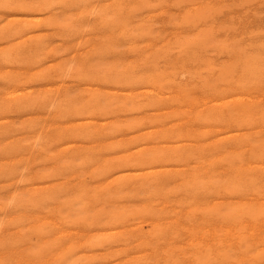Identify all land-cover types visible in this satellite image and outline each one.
Returning a JSON list of instances; mask_svg holds the SVG:
<instances>
[{
	"label": "bare ground",
	"instance_id": "bare-ground-1",
	"mask_svg": "<svg viewBox=\"0 0 264 264\" xmlns=\"http://www.w3.org/2000/svg\"><path fill=\"white\" fill-rule=\"evenodd\" d=\"M62 1L63 0H0V45L2 43H6V45L0 47V70H1V67H4V65L5 66L9 65V66H11L13 68H21V69H23L26 66V67H28L27 69H30V71H23L22 70L21 72H19V70H18L16 73H12V74L10 73V74L4 75V77H3L4 79L3 80L6 82V86L7 87L5 88V90H1L0 89V93L3 92V94L5 95L4 96L5 104H1L0 105V118H4L3 120H8V114L10 116L12 115L8 111H11L12 112L13 109L22 110L18 114H20V113L23 114V112H24V114L31 113V112L32 113H36V112L39 111L38 108L42 109L43 111H46L47 112V116H44V117L41 118L44 123H40V124L38 123V125L36 124V126H38V128H36L34 122L38 121L39 116H35L34 118H31L29 122L23 124V126H22L21 129L25 128L26 131L28 130V131H32V132L35 130V133L37 134V136H39V139H40L39 141L42 142V144L40 145L41 142H38L37 141L39 143V145H40V148H42V150L41 149L40 150L43 151L44 154H46V156L48 158H52L59 167L75 166V165H77V160L81 159L79 161H80V164H81L80 166H82V169L80 170V172H78V174L79 173L84 174L88 178H94V180H95V181H91V182H95L94 186L93 185H90V186L89 185H83V186H81V189L83 190L82 192L89 193V192H91V190H94L95 191V193L93 192L94 195H92V197L94 198V200L97 203L96 202H93L92 205H94V203L98 204V202H100V199H104V197H106V196L107 197H110L112 194L113 195H115V194H118V195L121 194L120 196L122 197V193L123 192H125L127 189H131L136 194L135 195L136 198H138L139 196H137V195L141 194L142 192H144L146 194V197L144 196V198H148V200H151L155 204V206H157L156 215L158 217H165V216H167V217H173V216H176L177 215L176 214L177 211L175 210L173 212L172 209H171L172 206L176 205V206H178V207H180L182 209L183 208L186 209V211H185L186 212L185 213L186 216H188V212L189 211L193 212L194 210H197V211L198 210H202V212L204 213L203 214L204 216L209 217V218H212L213 220H224V221H227V222H229V221H238V220H246V219H254V220L261 219V220H264V185L263 186L262 185L260 186L261 188L259 190L260 191L259 193H255V192H253L254 191L253 185H252V183H250L252 181L254 182V181H257V180L264 181V135L261 132L262 129L261 130L260 129H256L258 126H260L261 128L264 127V100L262 98H260V94L257 93L259 91V89L261 91V88L260 87L262 85L264 86V66H263V68L261 67V69L257 68L258 65L257 64L255 65V62L254 63L252 62V57H254V56L251 57V54L247 51V49L241 48L240 46L237 47V45H236V47H237L236 50H233V52H232V50H229V52L231 51L232 53H230V54L232 56H234L232 59L235 62L234 61L233 62L236 63L238 66H241L240 67L241 68V71H239V74L237 72L235 74L234 72H235L236 67L233 64H229V63L232 62V60H231V62H228L227 64H225L226 62L225 63L223 62L224 65H226V66L222 70H221L222 66L219 67V66L215 65V66H217V67L220 68L219 69V68L216 67L219 71H221V73L218 71L219 74H220L218 76H222L223 79L220 78V77H217V76L216 77L217 78H220V80L222 79L223 81L224 80H227L228 81V84H231V86H229L231 88H228L226 90L224 89V91H223V92H225L224 93L225 95L231 96V97L229 99H224V97H223L219 101H217L215 103H211V102H213L215 100L214 98H209L208 99L206 97L207 99L205 98V99H202V100H200L198 98H195V97L193 98L190 93H183V92H181L185 88L184 89H180V91L178 90L179 92L176 95L174 93L173 95H175L176 97H174V99L172 100L171 95H167L166 92L162 90L163 88L160 90L159 87L157 88L156 86H154V85L151 84L150 75H148L147 73H145V71H147V70H145L142 73L141 72H136V71H134V72L129 71L128 72V70H126V69H121L123 67V65L121 66L120 69H118L119 64L121 65L120 62H119V64H115V66H113V67H109V65L107 66V65L104 64V62H106V61L103 62V60H102V59L106 58L105 56H107V55H105V56H102L101 57V60L99 59L98 61H96L94 59L96 65L95 66H91L92 64L90 66L88 65L90 67V69H89V71H86V72H85V70H84V68L82 66L86 62L85 59H84V63L83 64L81 62H78V65L77 66H73L72 65V67L74 68V70L75 71L77 70V73L78 74H81V75L85 76L86 79L87 78L88 79H92V81L89 80V82H87V83H91V82L93 83V81H98V83H97V85H98L97 86V89H94V87H93V88H91L92 90H90L88 88L89 91H90V93H92V95L89 98L83 100V99H81L83 95H81V98H80V96H78L76 94L77 92L75 94H72L73 91H71V90H73V89H71L70 87H64V88H62V86L59 85L60 83L58 84L56 82L58 79H60V80L61 79H65L64 77H66V72H68L69 74L71 73L72 69L69 68L70 66L68 67V65H71L73 62L71 64H68V65L67 64H64V62H67V61L69 62V60H71V61L74 60L75 62H77L75 60V56L77 57V55H72L73 57H71V59H69V60H68V58H66V59H64V58L63 59H60V57L58 56V53H59L60 48H62V47H60V45H56V44H53L52 43L53 37H52V34L50 32H48V31H46L44 33L43 32H40L41 24H43V23H45V25L48 26L49 29L50 28H52V29L53 28L54 29H59V28H61V26H63L62 25V20L60 19L59 12L57 11L58 4L61 3ZM88 1H90V0H71V2L73 4L78 5L79 8L85 6ZM98 1L99 2L102 1V3H104V8L103 9H102V7L101 8L99 7L100 10H101V16H102V18H101V16H100V18L103 19L104 22H109L111 25L108 24V23L107 24L110 25L111 26V29H112V27L115 25V16L113 15V11H112L113 9H111L110 6L112 5L111 7L113 8V7H115V4L113 6V1L110 2V0H98ZM129 1H131V0H129ZM66 2H67V0H66ZM139 2L140 1H138V3ZM94 3H95V1H94ZM154 3H156V2H154ZM127 4L129 5V3H127ZM140 5H141V2H140ZM158 5H160V4L157 3V6ZM172 5H173V3H172ZM97 6H98V4H97ZM135 6H137V4ZM63 7H65V6H63ZM116 7L119 8L120 6H117V3H116ZM144 7L146 8V6H144ZM176 7H178V6H176ZM180 7H182V6H180ZM207 7H208V5H207ZM77 8L78 7H75L74 9H77ZM84 8H85L84 11H86L85 13L89 12L88 10H86V6ZM84 8H82V9H84ZM118 8H116V9H118ZM136 8H138V7H136ZM145 8L142 11H145L146 10ZM153 8H155V7H153ZM141 9H142V7L140 6L139 7V10H141ZM150 9L151 8L148 9V7H147V10H150ZM178 9L179 8H177V10ZM242 9L243 8H241V10ZM132 10H133V8H132ZM139 10L138 11L136 10V11L137 12H140ZM230 10H229V12H230ZM114 11H116V10L114 9ZM126 12H128V11H126ZM232 12H234V11L232 10L231 13ZM91 13H92V11H90L87 15L89 16ZM95 14H97V13H95ZM134 14H135V12H134ZM187 14L189 15V13H187ZM195 14H197V13L195 12ZM202 14L200 15V18L202 17ZM225 14H226V11H225ZM246 14H247V11H246ZM259 14H262V13H259ZM132 15H133V13H132ZM157 15H160V14H157ZM212 15L214 16V13H212ZM216 15H217V13H216ZM193 16L194 15L192 14V17ZM252 17H255V16H252ZM256 18L257 17H255V20H256ZM73 19L71 21H73ZM236 19H238V18H236ZM150 20L152 21V19H150ZM150 20H148V21L150 22ZM158 20H160V19H158ZM201 20H202V18L200 19V21ZM217 20H219V19H217ZM228 20H229V18H228ZM239 20L241 21V19H239ZM95 21H97V20H95ZM116 21H117V18H116ZM131 21H132V18H131ZM230 21H231V19H230ZM251 21H252V19H251ZM205 22L207 23V21H205ZM238 22L239 21H237V23ZM74 23L73 24L72 23H69V24H72L73 25V27H72L73 29L75 27L74 25H77V23L75 21H74ZM88 23L89 22H87V24ZM198 23L199 24H197V27L201 23H203V20H202L201 23L200 22H198ZM221 23H222V21H221ZM69 24L67 22L66 25L65 24L64 25L65 26L68 25V28L70 30L71 27H70ZM83 24H85V23H83ZM90 24H89V26H90ZM232 24H234V23H232ZM242 24H243V22H242ZM261 24H262V22H261ZM94 25L96 26V24H94ZM227 25H228V23H227ZM231 25H229V26H231ZM85 26H86V24H85ZM86 27H88V26H86ZM234 27H236V25ZM234 27H232V31H233V28ZM65 28L67 29V27H65ZM72 28H71V30H72ZM97 28H98V26H97ZM125 28H126V24H125ZM243 28H245V27L243 26ZM75 29H77V28L75 27ZM107 29L108 30H111L110 28H107ZM114 29L115 28H113L112 30H114ZM136 29H138V27ZM148 29H149V26H148ZM191 29H193V28H191ZM229 29H231V28H229ZM100 30L101 29H99V30L97 29V31H100ZM102 30H104V28ZM79 31L80 30H78V32ZM86 31L88 32V30H86ZM217 31H218V29H217ZM130 32H132V31H130ZM137 32L136 31L134 32V36H133V39L134 40H137V39H135V33H137ZM144 32H146V30ZM171 32H173V31H171ZM219 32H222L223 33V31L222 30L220 31V29H219ZM241 32H242V30H241ZM98 33L101 34V31L98 32ZM124 33H125V31H124ZM124 33H122V34H124ZM146 33H148V32H146ZM60 34H59V36L56 35V37L59 38L61 36ZM88 34H89V32H88ZM131 34H133V32ZM257 34L258 33H256V36H257ZM27 35H28L27 39L30 38V39H32L31 42L32 43H35V45H34L35 47L33 48V50L31 49L32 50L31 52L25 51L22 48V46L24 44L21 46L20 45L21 41H17L18 39L23 38L24 36H27ZM78 35H80V34H78ZM211 35H212V32H211ZM53 36H54V39L61 40V39L55 38V35H53ZM168 36H169V34H168ZM212 36L215 38L214 35H212ZM69 37H70V35L68 36V39H69ZM119 37L121 39V35H119ZM110 38H109V40H110ZM128 38L130 39L131 37L129 36ZM227 38L228 37H226V39ZM247 38H248V35H247ZM249 38H251V37H249ZM62 39L65 40V38H63V37H62ZM74 39L75 38H73L72 40H74ZM102 39H104V38H102ZM127 39L124 36V41L127 40ZM142 39L144 40V38H142ZM148 39H150V38H148ZM156 39H157V37H156ZM226 39H224L225 42H226ZM177 40H179V43L182 45L179 37H178ZM236 40H234V41H236ZM104 41L106 43H109L112 40H110L108 42L107 40L104 39ZM104 41L103 42L101 41L100 43L101 44L102 43L104 44ZM113 41H114V39H113ZM113 41H112V43H113ZM188 41H189V39H188ZM196 41H197V39H196ZM196 41H195V43L197 44L198 42H196ZM85 42H86V38H85ZM92 42L94 43V41H92ZM201 42L202 41L200 40V43H198V44H200V47H201ZM221 42H222V40H221ZM229 42H232V41H229ZM250 42H251V40H250ZM254 42H255V40H254ZM84 43H82V45H84ZM100 43H98V44H100ZM106 43H105V45H106ZM112 43H111L110 46H113ZM188 43H186V44L188 45ZM109 44H107V46ZM116 44H114V45H116ZM171 44H172V42H171ZM174 44H175V42H174ZM183 44H185V43H183ZM224 44H227V43H224ZM252 44H254V43H252ZM89 45H90V42H89ZM119 45H121V44H119ZM119 45H117V46H119ZM216 45H218V46L221 45L220 46V49H222L221 50L222 52L224 51L223 48L224 49L227 48L226 45L223 47L222 46V43L221 44L218 43V44H214V48L215 49L219 48L218 46L216 47ZM229 45H230V43H229ZM263 45H264V43H263ZM101 46H100V48L102 49ZM139 46H141V45H139ZM156 46H158V45H156ZM167 46H169V50L174 47L172 45H167ZM175 46H177V45L175 44ZM202 46L205 47L204 46V43H203ZM233 46L235 47V45H233ZM81 47H84V46H81ZM85 47H88V46H86V43H85ZM104 47L103 48H104L105 51H102V52L103 53L104 52H108V51H106V48L107 47L106 46H104ZM154 47H155V45H154ZM95 48H93V49H95ZM97 48H98L97 51L99 53H102L101 50L99 51V49H100L99 46ZM109 48L111 49V51L114 52V49L115 48H112V47H109ZM109 48H107V50ZM156 48H155V50H157ZM183 48H181V50H183ZM196 48H195V50H196ZM205 48L207 49L208 47H205ZM211 48H213V46ZM214 48H213V51L215 52V49ZM147 49H150V48H147ZM147 49L145 48V50H147ZM229 49H233V48H229ZM262 49H264V46H263ZM174 50H172V52ZM181 50H178V51H181ZM198 50L199 49L197 48V50H196L195 53H198ZM209 50H211V52H212V49L209 48ZM93 51H95V50H93ZM131 51H132V49H131ZM133 51H136V50H133ZM184 51H185V49L183 51H181L182 53L180 52L181 54H183L182 55L183 57L182 56H181L182 58L180 57L181 59H183L188 54L190 55V52H188V53H186L187 55L184 56ZM208 51H207V54H208ZM118 52L119 53H122L120 51H118ZM127 52H128V50H127ZM226 52H228V51H226ZM65 53H69V52H66L65 51ZM91 53L93 55V52L92 51H91ZM97 53H96V55H97ZM137 53H138V51H137ZM169 53H171V50L168 52V55H169ZM180 53H177V54L179 55ZM195 53H192V54H195ZM199 53H201L200 50H199ZM204 53L205 54H203L204 55L203 57L205 58L206 57L205 56L206 55V52L204 51ZM49 54H51V56H52L51 58L49 57L50 56ZM62 54H63V52H62ZM69 54H71V53H69ZM128 54L130 55V53H128ZM135 54H136V52H135ZM151 54H147V56H149ZM215 54H216V56L219 57L220 55L222 56V54H224V53H219L220 55H218L215 52L214 55ZM116 55H118V54H116ZM164 55L166 57V55H167L166 52H165V54L163 53L162 56H164ZM168 55H167V57H168ZM189 55H188V57H189ZM224 55H228L229 56L228 53L227 54L225 53ZM60 56H62V55L60 54ZM63 56H65V55H63ZM108 56H109V54H108ZM194 56H193V58H194ZM200 56H202V55L200 54ZM228 56H226V57H228ZM143 57H141L143 59L139 58L137 60L138 61L139 60H142L143 61L146 58V55L145 56L143 55ZM195 57H197V56H195ZM203 57H202V60L204 62H202V63H205V60L208 57H206L205 60H204ZM154 58L156 59V56ZM168 58H170V57H168ZM175 58H177V55H176ZM180 58H178V59H180ZM132 59L130 61H132ZM210 59L211 58L207 59V61H210V63H212L211 61H213V60H210ZM114 60H116V59H114ZM117 60L119 61V58ZM121 60H122V58H121ZM190 60H192V59H190ZM197 60H199V58ZM197 60L195 59L194 62H196ZM200 60H201V57H200ZM260 60H258V61H260ZM94 61H93V63H94ZM107 61H109V60H107ZM123 61L125 62V60H123ZM142 61H139V62H142ZM154 61H153V63H155L154 66H156L158 64V62H154ZM158 61H159V58H158ZM169 61H170V59H169ZM175 61L177 63V60H175ZM111 62L113 64V60H111ZM124 62H123V64H124ZM180 62L181 63L179 64V66L180 65L182 66L183 63L184 64L185 63H188V60H187V62H182V61H180ZM261 62L262 61H260L259 63H261ZM100 63H102V64H100ZM149 64H150V62H149ZM159 64H161V63H159ZM205 64L206 65L203 64V66L206 68L207 67V62ZM124 65H126V64H124ZM162 65H163V63H162ZM172 65H173V63H172ZM219 65H221V64H219ZM263 65H264V61H263ZM88 66L86 65V68ZM169 66H171V65H168V67ZM208 66L210 67L211 64L208 63ZM215 66H214L213 71L217 70V69H215ZM171 67H173V66H171ZM171 67H169V68H171ZM204 67L201 68V70H200L201 72H202V69ZM209 67H207V68L209 69ZM212 67H211V69H212ZM151 68H153V67H151ZM158 68L159 67H157V70H158ZM205 68H204V70H205ZM181 69H185V68L181 67ZM208 69H207V71H210ZM74 70H73V72H74ZM148 70H150V69H148ZM6 71H8V70H6ZM155 71H154V73H156V74L160 72V71L159 72H157V71L155 72ZM171 71H173V70H171ZM176 71H177L176 73H173L175 75L172 74L173 77L174 76H177V73H179L178 72L179 70H176ZM200 71L197 72V73H200ZM189 72H190V75H191L192 72L189 70L188 71V74H189ZM7 73H9V72H7ZM194 73L195 72H193V75H194ZM212 73L210 74V76L212 75ZM72 74H70L69 76H71ZM208 74L209 73L207 72V75ZM74 75H75V72H74ZM151 75H154V74L151 73ZM200 75L201 74H199V77L198 78H201ZM165 76H164V78H166ZM216 77L214 78L215 80H216ZM84 78H83V80H84ZM164 78L163 79H160V80H164ZM3 80H1V81H3ZM70 80H71V78H70ZM81 80L82 79H79L78 81L80 82ZM202 80L204 81V77L202 78ZM207 80H208V78H206V76H205V81H207ZM211 80L212 79H210V81ZM76 81H77V79H76ZM85 81H87V80H85ZM217 81H219V80H217ZM217 81H215V82H217ZM163 82L164 81H162V83ZM221 82H219V83H221ZM100 83H103V85L104 84L107 85L108 83L109 84L111 83V84H114V85H119V86L125 87L129 91L126 92L123 96L118 95V93H117V96H110V94L108 95L107 92H102V91L100 92V90L98 89V88H100V86H99ZM207 83L208 82H205V84H207ZM223 83H225V82H222V84ZM62 84H64V83H62ZM109 84H108V86H109ZM218 84L216 85V87L213 86V85H211V84L210 85H205V86L206 87L207 86H212L214 88H217ZM114 85H110V86H114ZM162 86H164V85H162ZM176 86H180V85L177 84ZM205 86L202 85L203 88L201 87V90L202 89H205ZM2 87H3V83H2ZM114 87H116V86H114ZM143 87L145 88L144 90H140V91L138 90V89L143 88ZM168 87H169V85H168ZM186 88H190V90H194V88L191 87V86L190 87H186ZM224 88H225V84H224ZM199 89H200V87H199ZM199 89H198V86H197L196 91L199 90ZM137 90L139 91V93L145 94V101L144 102H142L140 99H138V95H137L138 94L137 93L138 91ZM208 90H209V87H208ZM168 91L171 92L170 90H168ZM196 91H192V93L193 92L196 93ZM99 92L101 93V96L100 95L98 96V93ZM184 92H185V90H184ZM83 93H85V92H83ZM199 93H200V90H199ZM260 93L262 94V92H260ZM113 94H115V93H113ZM26 110H28V112L25 113ZM53 112H55L54 117L52 116V113ZM18 114H16V115L18 116ZM21 114H20V116H21ZM13 116H15V115H13ZM9 122L10 121L8 120V124L7 125H4V126L2 125V127H3L4 130H0V134L1 135L4 134V136L5 135L7 136V133H9V131L11 129H13V127L8 128V127H10V126H8L9 125ZM232 124H235V126H237V129L232 130V128H231V125ZM12 125H13V123H12ZM15 126H17V125H15ZM46 126L48 128L52 126V127H54V129L56 128V130L51 131V132L48 131L47 134H46V139H44L42 141L41 140V136L44 134V130H45ZM57 128H59V129H57ZM18 130L19 131H22V133L24 131V130H20V128H18ZM19 131L16 132V134L19 133ZM26 131L24 133H27L28 132V131L27 132ZM124 135H128V136L127 137H122ZM118 136H120V139L118 138ZM77 138L78 139L82 138L83 140L86 139V138L87 139L88 138H90V139L92 138V140H94V141L99 140V139L110 140V141H108L105 144V147L108 150V154L112 153L113 155L112 156L110 155L111 157L106 158L104 161H99L98 159L92 161V158L90 156H88V154L87 155H83V152H81L82 150L79 149V146L76 145V144L70 145L68 148H65V150L69 149L68 151H66L67 153H63V152H65L63 150L64 148L54 149V147H59V145L60 144H63L64 142H67V141H73V142H75V141H77ZM0 139H1V137H0ZM5 139L6 138H4V140ZM87 139L84 140V141H87ZM21 141H23V140H21ZM37 142H36V144H37ZM91 142H93V141H91ZM22 143H24V142H22ZM22 145H23V147H24V145L30 146V143H26V144H22ZM2 147H0L1 151H3L2 150ZM5 147H7L6 144H5ZM10 147H11V145H10ZM12 148H14V152L15 153L20 150L19 149L20 147L17 149V145H16L17 151H15V147H12ZM84 148H85V146H84ZM8 150H12V149H7V151ZM12 151L9 153L10 155H11ZM34 152H36V151H34ZM18 153L20 154V152H18ZM2 154H3V152L0 155L2 156ZM9 154H8V156H9ZM44 160H45V158H44ZM22 162H24V161H21V164H23ZM27 163H28V160H27ZM36 163L38 164L39 162H36ZM10 164H11V162H10ZM18 164L20 165V162ZM32 164L34 165V162ZM6 166H7V164H6ZM35 166H36V164H35ZM90 166H91V168L89 170H87L86 168L87 167H90ZM21 167H23V166H21ZM67 167L64 168V169L65 170H68ZM9 168H11V166ZM13 168H14V166H13ZM74 168H75V170H77L76 167H74ZM1 169L3 170L5 168L2 167ZM17 171H20V170H17ZM24 171H27V170L25 169V170H23V172ZM72 173H75V172H72ZM76 173H77V171H76ZM42 174L43 173H41V175ZM45 175L47 177H49L50 179H54V180L55 179H59L60 177L65 176L64 175V172L62 173L61 170L59 168H57V167H54V169L52 168V171H48ZM15 177L16 176H14V178ZM12 178L13 177H11V179ZM6 179H8V178L5 177L4 180H6ZM8 180H10V178ZM33 180H35V178H33ZM41 180H43V178ZM66 182L67 183H61V182H54L53 183L52 182L53 184H51L50 186H48L49 187V191H50V193H49L50 195H49V197H47L48 199L47 198H45V199H47V201H48L49 198H52V197L53 198H57L58 197L59 198L58 199L59 201L62 200L61 201L62 206L64 205V207L65 206H69L70 207L69 212L68 211H65V212H67V214H69V215H74V214H77V213H76L75 210H73V207L76 208L77 205L74 206V203H72V201L69 200V198L72 199V196H66L68 194L67 192L72 187H74V186H72V184H70V182L68 180ZM22 183H24V180H23ZM25 183H26L25 185H27L28 182H25ZM22 185H24V184H22ZM30 185H31V183H30ZM14 189H15V187H14ZM0 190H1L0 192L2 193V189H0ZM5 190H6V188L3 189V192ZM35 190L36 189H34V191ZM27 191H26V193H28V195H30L29 192L31 190L30 191L27 190ZM129 191H126V192H129ZM80 192H81V190H80ZM82 192L80 193V195L81 196H84V195H82ZM126 192L123 193V194H127L128 195V193H126ZM19 193H20V191H19ZM26 193H25V195H27ZM134 193H131V194L133 195ZM46 194H48V193H46ZM131 194H129V195L131 196ZM11 195H13V194H11ZM21 196H22V194H21ZM23 196H22V198H23ZM32 196L33 195H31L30 199L28 197V198H24L22 200L25 201L27 199V202H28V199L29 200L34 199ZM43 196H44V194H43ZM81 196H80V198H81ZM61 197H62V199H60ZM115 197H116V195H115ZM135 197L133 199H135ZM193 197L196 200H199V201H196V204L194 206L192 205V201H190V198H193ZM0 198H1V196H0ZM80 198H79V200L81 201ZM87 198H89V197H87ZM115 199L117 200V198H115ZM133 199H131L130 201L132 202ZM142 199H143V196H142ZM43 200H44V198H43ZM79 200H77V201H79ZM120 200H121V198H120ZM126 200L127 199L125 198V201ZM21 201L19 200V204H21L20 203ZM23 201H22V203H23ZM33 201H31V202H33ZM139 201H141V200H139ZM38 202H40V201H38ZM70 202H71V204H70ZM29 203H30V201H29ZM13 204H15V202ZM19 204H15V205H19ZM30 204H32V203H30ZM46 204L48 205V202ZM10 205H12V204H10ZM92 205L90 203L91 208L92 207L94 208V206H92ZM134 205H136V204H134ZM44 206L45 205H43V207ZM90 206L88 205L87 207H90ZM18 207L21 208L23 206L21 205V207L20 206H18ZM24 208H26V205H25ZM111 208H113V207H111ZM111 208H110V210H104L103 208L101 210L98 209L97 213H92V214H90L89 212H86L87 210H85V213H87L85 215L90 214V216L92 215L91 217H93L96 214L97 216H100V220L101 221L103 220V219H101V216H103V215L105 217L106 216H109L112 219V221L115 220V222H116L117 220H119L117 222L119 224V222L122 221L120 219H122V217H123V213H122L123 211L119 212L117 210H112ZM32 209H33V207H32ZM37 209L40 210V207L39 208H36V210ZM47 209H49V208H47ZM21 210H23V208ZM41 210H42V207H41ZM81 210H83V209H81ZM92 210H89L88 209V211H92ZM129 210H130V208H129ZM27 211H29V210H27ZM30 211L32 212V210H30ZM59 211H61V210L59 209ZM5 212H6V210H5ZM8 212H9V210H8ZM20 212H22V211H20ZM57 212H58V210H57ZM0 213H3L4 214V211L3 212L0 211ZM148 213L149 212H147L146 214H148ZM60 214H62V213H60ZM137 214L138 213H136V215ZM139 214H140V212H139ZM80 215H84V214H80ZM131 215H132V213H131ZM97 216L94 217L95 220H96V217ZM104 216H103V218H104ZM59 217H61V216H59ZM66 217L67 216H65V218ZM77 217H74V219L75 218L77 219ZM193 217H195V216H193ZM5 218H6V216H5ZM69 218L71 219V216ZM86 219H87V217H86ZM185 219H187V217H185ZM91 220H92V218H91ZM130 220H131V218H130ZM188 220L190 221L189 218L186 221H188ZM23 221H25V220H23ZM31 221H32V219H31ZM85 221L86 220H84V224L87 223L89 225V223H92V222H90V220L87 221V222H85ZM101 221H100V224H101ZM184 221H183V223H184ZM199 221H200V219H199ZM64 222H66V221H64ZM96 222H98V221H96ZM108 222L107 223L104 222V223L107 224V225H109ZM132 222L134 223V221H132ZM144 222H146V221H144ZM180 222H182V220ZM21 223H22V221H21ZM57 223H59V222L57 221ZM166 223H168V221ZM216 223L217 222H215V224ZM229 223H231V222H229ZM257 223H260V222H257ZM82 224H83V222H82ZM84 224H83V226H84ZM121 224L123 225V223H121ZM19 225L20 224L18 223V226ZM25 225H26V223H25ZM97 225H99V222L97 223ZM97 225H95V226H97ZM101 225H103V224H101ZM126 225H128V224H126ZM203 225H204V222H203ZM217 225H218V223H217ZM83 226H82V228H83ZM93 226L94 225L92 224V227ZM205 226H206V223H205ZM247 226H248V224H247ZM113 227H114V224H113ZM221 227H223V226H221ZM20 228L21 229H24L22 227H20ZM20 228H18V229L20 230ZM71 228H74V227H71ZM225 228H227V227H225ZM228 228H230V227H228ZM26 229L27 228H25V230H22V232L26 233L27 232ZM87 229H89V228H87ZM255 229H258V228L255 227ZM30 230L33 231L34 229L31 228ZM30 230H29V233L30 232L32 233V231H30ZM155 230H158V229H155ZM263 230H260V231H263ZM38 231H39V229H38ZM41 232L42 233L43 232L45 233V230L44 231H41ZM245 232H247V231H245ZM35 233L37 234L36 230H35L34 233L31 234L32 235L31 237L36 236ZM22 237H23V235H22ZM25 237L28 238V236H26V234H25ZM31 237L28 238L27 241L30 242V239H31V241L34 242L35 239L32 240L33 238H31ZM112 237L108 238L107 241L106 240H103L104 242L105 241L106 242L103 243L102 245L103 246L108 245L109 247H113L114 245H117L118 242H119V239L112 238ZM149 237H151V235ZM204 237H207V235H205ZM35 238L39 239L38 236L35 237ZM235 238H237V237H235ZM258 238H259V236H258ZM252 239H250V240H252ZM19 240H22V238L19 239ZM56 240H57L56 241V244H58V242L60 240L58 241V238ZM90 240H92V239H90ZM151 240L153 241V238H151ZM242 240H244V239H242ZM52 241H54V240H52ZM179 241H181V240H179ZM14 242H16V241H14ZM14 242H12V243H14ZM24 242H26V239L24 240ZM253 242H255V241H253ZM26 243H28V242H26ZM81 243H82V241H81ZM83 243H85V242H83ZM95 243H93V244H95ZM22 244H23V242H22ZM53 244H54V242H53ZM100 244L101 243H99V245ZM164 244H165V242H164ZM231 244H232V242H231ZM30 245H29V247H30ZM38 245H40V244H38ZM186 245H187V243H186ZM32 246H33V244L31 245V247ZM35 246H37V242H36V245ZM94 246H96V245H94ZM119 246H120V244H119ZM144 246H146V245H144ZM201 246H203V245H201ZM218 246L219 245H217V248H218ZM34 247H32V248L35 249ZM39 247H37V249H39ZM96 247H98V246H96ZM165 247H166V245H165ZM225 247H227V246H225ZM249 247H251V246H249ZM49 248L50 247L48 246V250H50ZM53 248H54V246H53ZM53 248H51V249H53ZM144 248H146V247H144ZM214 248H215V246H214ZM214 248H212V249H214ZM220 248L221 247H219V249ZM33 249H31V252L34 253V251L35 252L37 251L36 249L33 251ZM64 249H66V248H64ZM95 249L97 250V248H95ZM147 249H148V247H147ZM200 249H201V247H200ZM226 249L230 251V249H228V248H226ZM42 250L44 251V247L42 249H40V251H42ZM45 250H46V247H45ZM105 250H107V249H105ZM140 250H141V248H140ZM194 250H196L195 247H194ZM24 251L26 252L25 249H24ZM66 251H67V249H66ZM241 251H242V249H241ZM44 252L47 253L49 251H47V252L44 251ZM44 252H42L41 254H43ZM90 252H92V251L90 250ZM141 252H143V251H141ZM200 252L201 251L199 250V253ZM244 252H245V250H244ZM258 252H259V250H258ZM65 253H67V252H65ZM159 253H160V251H159ZM161 253H162V251H161ZM239 253H242V252H239ZM152 254H154V253H152ZM157 254L158 253H156V255ZM82 255H83V253H82ZM199 255H201V253ZM204 255H205V253H204ZM228 255H230V253ZM232 255L235 257L234 254H232ZM257 255L258 254H256V256ZM252 256H255V255H252ZM59 257H61V256H59ZM63 257L64 256H62V258ZM124 257H125V255H124ZM194 257H196V255H194ZM147 258H149V257H147ZM231 258H233V257H231ZM243 258H245V257H243ZM52 259H54V258H52ZM59 259H61V258H59ZM59 259H58V261H61L62 260V259L61 260H59ZM164 259H165V257H164ZM261 259L264 261V258L263 257ZM95 260H96V258H95ZM196 260H198V259H196ZM214 260H212V259H211V261L207 260V261H205V264H207V262H209V264H210V262H212ZM223 260H226L227 261V259H224V258H223ZM109 261L110 260H108L107 262H109ZM216 261H214V263ZM35 262H36V260H35ZM181 262H180V264H182ZM200 262L201 261H199L198 264H202V262L201 263ZM218 262H220V261H218ZM255 262H256V259H255ZM41 263H42V261H41ZM63 263H64V261H63ZM66 263H67V261H66ZM74 263L77 264L78 261H74ZM95 263H96V261H95ZM194 263H195V261H194ZM223 263H225V262L223 261ZM2 264H4V263H2ZM80 264H82V263L80 262ZM92 264H94V263H92ZM188 264H189V262H188ZM255 264H257V263H255Z\"/></svg>",
	"mask_w": 264,
	"mask_h": 264
},
{
	"label": "rangeland",
	"instance_id": "rangeland-1",
	"mask_svg": "<svg viewBox=\"0 0 264 264\" xmlns=\"http://www.w3.org/2000/svg\"><path fill=\"white\" fill-rule=\"evenodd\" d=\"M94 1H95V3H94ZM111 1H113V6L115 4V7H116V3H117V6H120L119 8L116 7L118 9H116L115 7L112 8L111 7L112 5L110 6V8L113 9L112 10L113 11V15L115 16V25L112 27V29L115 28L114 30L111 29V26H110L111 24L109 22H104V20L101 19L102 16H101V10H100V8L101 7H102V9L104 8V3H102V1L99 2L98 0H90V1H88L86 3V5H85L86 6V10H88L89 12L92 11V13L89 16L87 15L89 12L85 13L86 11H84L85 10V8H84L85 6L79 8V6L76 5V4H73L71 2V0H67V2H66V0H63L61 3L58 4V7H57V11L59 12L60 19L62 20V25L63 26H61V28H59V29H54V28L53 29L52 28L49 29L48 26L45 25V23L41 24L40 32H43V33L46 32V31L50 32L52 34V37H53L52 43L53 44H56V45H60V47H62V48H60L59 53H58V56L60 57V59H63V58L66 59V58H68V60H69V59H71V57H73L72 55H77L78 58L75 56V60L77 62H75L74 60L73 61L69 60V62L68 61L67 62H64V64H67V65L68 64H71L73 62L71 65H68V67L70 66L69 68L72 69V71H71L70 74H72V73L73 74L71 76H69L70 74L68 72H66V77H64V78L67 81L65 79H61V80L58 79L56 82L58 84L60 83L59 85L62 86V88H64V87H70L71 89H73V90H71V91H73L72 94H75L77 92L76 94L78 96H80V98H81V95H83L82 98H81L83 100L89 98L92 95V93H90L89 89L92 90L91 88H93V87H94V89H97V86H98L97 83H98V81H93V83L92 82L91 83H87V82H89V80L92 81V79H88V78L86 79L85 76H83L81 74H78L77 73V70L75 71L74 68L72 67V65L73 66H77L78 65V62H81L83 64L84 63V59H85L86 62L83 65L82 64L81 65L83 66V68H84V70L86 72V71H89V69H90L89 66L91 64H92L91 66H95L96 65L94 59L96 61H98L99 59L101 60V57L102 56H105V55H107V56H105L106 58L103 57L104 59H102V60H103V62L106 61V62H104V64L107 65V66L109 65V67H113V66H115V64H119V62H120L121 65L119 64L118 69H120L121 66L123 65V67L121 69H126V70H128V72L129 71H132V72L136 71V72H141L142 73L145 70H147V71H145V73H147L148 75H150V78L152 79V80L150 79L151 84L154 85V86H156L157 88L159 87L160 90L163 88L162 90L165 91L167 95H171L172 100L174 99V97H176L175 95L180 91V89H184L185 88L184 89L185 92H184V90L181 91V92H183V93H190L193 98L195 97V98H198L200 100L205 99L206 97L208 99L209 98H214L215 100L213 102H211V103H215V102L219 101L223 97H224V99H229L231 97V96L225 95L224 94L225 92H223L224 89L226 90L228 88H231V87H229V86H231V84H228V81L227 80H224L223 81L222 80L223 79L222 76H218V75H220L219 72L221 73V71H219L217 68H219L220 66H222L221 70L224 69V67L226 66V65H224V63L226 62L225 64H227L228 62H231V60H232V62L229 63V64H233L236 67L234 73L236 74V72H237L239 74V71H241V68H240L241 66H238L236 63H234L235 61L232 59L234 56H232L230 54V53L233 52V50H236V48L238 46H240L241 48L247 49V51L251 54V57L254 56V57H252V62L253 63L255 62V65L256 64L258 65L257 68L261 69V67L263 68V66H264L263 65V61H264V56H263L264 55V49H262L263 46H264L263 45V43H264V36H263L264 35V26H263L264 25V0H229V1L228 0H219V1L218 0H177L178 2L176 0L175 1L174 0H160V1L159 0H143V1L142 0H131V1H129V0H117V1L116 0H110V2ZM138 1L141 2V5H140V2L138 3ZM154 2H156V3H154ZM127 3H129V5ZM157 3H159L160 5L157 6ZM172 3H173V5H172ZM97 4H98V6H97ZM136 4H137V6H135ZM207 5H208V7H207ZM63 6H65V7H63ZM140 6L142 7L141 10H139V7ZM144 6H146V8ZM176 6H178V7H176ZM180 6H182V7H180ZM75 7H78L77 8L78 10L77 9H74ZM136 7H138V8H136ZM147 7H148V9L149 8H151V9L150 10H147ZM153 7H155V8H153ZM82 8H84V9H82ZM132 8H133L134 11L132 10ZM144 8L146 10L145 11H142V10H144ZM177 8H179V9L177 10ZM241 8H243V9L241 10ZM114 9L116 11H114ZM136 10L137 11L139 10L140 12H137ZM224 10L226 11V14L227 15L225 14V11ZM229 10H230V12H229ZM232 10L234 12L231 13ZM126 11H128V12H126ZM194 11L197 14H195ZM246 11H247V14H246ZM134 12H135V14H134ZM95 13H97V14H95ZM132 13H133V15H132ZM187 13H189V15ZM200 13L201 14L203 13L202 14V17H201L202 20H203V23H201L202 20L200 21V19H201L200 18V15H201ZM212 13H214V16L212 15ZM216 13H217V15H216ZM259 13H262V14H259ZM157 14H160V15H157ZM192 14L194 15L193 17H192ZM100 16H101V18H100ZM252 16L257 17L256 20H255V17H252ZM227 17L229 18V20H228ZM116 18H117V21H116ZM131 18H132V21H131ZM236 18H238V19H236ZM72 19H73V21H71ZM150 19H152V21ZM158 19H160V20H158ZM217 19H219V20H217ZM230 19H231V21H230ZM239 19H241V21ZM251 19H252V21H251ZM95 20H97V21H95ZM148 20H150V22ZM236 20L239 21V22L237 23ZM74 21L77 23V25H74L77 29H75V27H74V29L72 28L73 27L72 24L74 23ZM205 21H207V23ZM221 21H222V23H221ZM67 22H68V24L69 23H72V24H69L70 27L72 28V30H71V28L69 30L68 25L65 26ZM87 22H89V23L87 24ZM198 22H200L201 24L197 27V24H199ZM242 22H243V24H242ZM261 22H262V24H261ZM83 23H85L86 26H88V27H86L85 24H83ZM107 23L110 24V25H108ZM227 23H228V25H227ZM232 23H234L236 25V27H234L235 25L232 24ZM89 24H90V26L92 24L93 25L90 27ZM94 24H96V26ZM125 24H126V28L127 29L125 28ZM147 25L149 26V29H148V26ZM229 25H231L235 29L233 28V31H232V27L229 26ZM97 26H98V28H97ZM243 26L245 28H243ZM65 27H67V29ZM137 27H138V29H136ZM103 28H104V30H102ZM107 28H110L112 31L111 30H108ZM191 28H193V29H191ZM229 28H231V29H229ZM97 29L98 30L101 29L100 30L101 31V34L98 33L100 31H97ZM217 29H218V31H217ZM219 29H220V31L222 30L223 33L222 32H219ZM78 30H80V31L78 32ZM86 30H88L89 34H88V32ZM145 30L149 34L146 33V32H144ZM241 30H242V32H241ZM124 31H125V33H124ZM130 31H132L133 34H131L132 32H130ZM135 31L136 32L138 31L137 33H135V39H137V40H134L133 39V36H134V32ZM171 31H173V32H171ZM211 32H212V35L215 36V38L211 35ZM122 33H124V34H122ZM256 33H258L257 36H256ZM59 34L61 36L59 38H57L56 35L59 36ZM78 34H80V35H78ZM168 34H169V36H168ZM53 35H55V38L61 39V40L54 39V36ZM69 35H70V37L68 39V36ZM119 35H121V39H120ZM126 35L128 37L130 36L131 38L129 39ZM149 35L150 36L152 35L151 36L152 38ZM247 35H248V38H247ZM124 36H125L126 39L128 38L127 40H125L126 42L124 41ZM177 36L180 38V41H181V43H182L183 46L179 43V40H177L178 39ZM27 37H28V35L27 36H24L23 38L18 39L17 41H21V43H20L21 46L24 44L22 46V48L25 51L31 52L33 50V48L35 47L34 46L35 43H32L31 42L32 39H30V38L27 39ZM62 37L65 38L66 41L63 40ZM147 37L150 38V39H148ZM156 37H157V39H156ZM226 37H228V38L226 39ZM249 37H251V38H249ZM73 38H75V39L72 40ZM85 38H86V42H85ZM102 38H104L108 42L110 40L113 41V39H114V41H113V43H112V41H110L109 42L110 44H109V43H106L104 41V39H102ZM109 38H110V40H109ZM142 38H144V40ZM188 39H189L190 42L188 41ZM196 39H197V41H196ZM224 39H226V42H225ZM200 40L202 41L201 42V47L202 48L200 47V44H198V43H200ZM221 40H222V42H221ZM234 40H236V41H234ZM250 40H251V42H250ZM254 40H255V42H254ZM92 41H94V43ZM101 41L102 42L104 41V44L103 43L101 44L100 43ZM170 41L172 42V44H171ZM173 41L175 42V44L177 46H175V44H174ZM195 41L198 42V43L196 44ZM229 41H232V42H229ZM84 42L86 43V46H88V47H85V43ZM89 42H90V45H89ZM97 42L100 43V44H98ZM217 42L219 44L222 43V46L223 47L226 45L227 48L226 47H225L226 49L223 48L224 51L222 52L221 51L222 49H220V46L221 45L220 46L216 45V47L218 46L219 48H217L218 50L215 49L214 48V44H218ZM82 43H84V45H82ZM105 43H106V45H105ZM111 43L113 44V46H110ZM118 43L121 44V45H119ZM183 43H185V44H183ZM186 43H188V45ZM203 43H204V46L205 47H208L207 48L208 50H209V48L212 49V52H211V50L208 51L205 47H203L202 46ZM224 43H227V44H224ZM229 43H230V45H229ZM252 43H254V44H252ZM107 44H109L108 45L109 47H112V48H115V49L117 48L118 50L116 49L117 50L116 51L114 49V52L111 51V49L107 46ZM114 44H116V45H114ZM4 45H6V43H2L0 45V47L1 46H4ZM103 45L106 46L107 48H109L108 50L106 48V51H108V52H104V53L102 52V51H105L104 50L105 47ZM117 45H119L120 47L117 46ZM139 45H141V46H139ZM154 45H155V47H154ZM156 45H158L159 47L156 46ZM167 45H172V46H174L173 48L175 49V50L173 48L170 49L171 50V53H169V55H168V52L170 50H169V46H167ZM233 45H235V47ZM236 45H237V47H236ZM81 46H84L85 48L84 47H81ZM96 46L97 47L99 46V48H100V46L102 47V49L101 48L99 49V51L101 50L102 53H99L97 51L98 48ZM212 46H213V48L215 49V52L218 55H220L219 53H224V54L225 53L226 54L228 53L229 56L222 54V56L220 55L218 57V56H216V54L214 55L215 52L213 51V48H211ZM196 47L201 51V53H199V50H198V53L199 54L198 53H195L196 50H197ZM93 48H95V49H93ZM130 48L132 49V51H131ZM145 48L146 49L147 48H150V49L145 50ZM155 48L157 50H155ZM181 48H183V50L185 49L184 56L187 55L186 53L190 52V55L188 54L190 58L187 55V56L184 57L185 59L184 58L181 59L183 57L182 56L183 54H181L182 53L181 51H183V50H181ZM195 48H196V50H195ZM229 48H233V49H229ZM93 50H95V51H93ZM127 50H128V52H127ZM133 50H136V51H133ZM172 50H174V51L172 52ZM178 50H181V51H178ZM206 50L208 51V54H207V51ZM225 50L228 51V52H226ZM229 50H232V52L231 51L229 52ZM65 51L66 52H69L71 54L65 53ZM91 51L93 52V55H92ZM118 51L122 52L123 54L122 53H119ZM137 51H138V53H137ZM204 51L206 52V55L205 56L208 57V58L205 57L206 60L203 57L204 56L203 54H205ZM62 52H63V54H62ZM135 52H136V54H135ZM165 52L168 55V57H170V58H168L167 55H166V57H165V55L162 56L163 53L165 54ZM96 53H97V55H96ZM107 53L109 54V56H108ZM115 53L118 54L120 57L118 55H116ZM128 53H130V55ZM177 53H180L181 55L179 54L180 55L179 56ZM192 53H195L196 55L195 54H192ZM60 54L62 56H60ZM147 54H151V55L147 56ZM200 54L202 56H200ZM49 55H50L49 57L51 58L52 57L51 54H49ZM63 55H65V56H63ZM143 55L144 56L146 55V58L143 61L142 60H139V61H142V62H139L137 59L143 57ZM176 55H177V58H175ZM194 55L197 56V57H195ZM155 56H156V59L154 58ZM193 56H194V58L196 60L198 58H199V60H197L196 62H194L195 59L193 58ZM226 56H228V57H226ZM200 57H201V60H200ZM202 57L204 58L205 63L207 62V67H209L208 66V63L211 64V66L209 67V69L206 67L211 72L210 71H207V69L203 66V64L204 65H206V64L205 63H202V62H204L202 60ZM109 58L111 60H113V64H112V62H111V60ZM118 58H119V61L117 60ZM121 58H122V60H121ZM143 58H141V59H143ZM158 58H159V61H158ZM178 58H180L181 60L178 59ZM209 58H211L210 60H213V61H211L212 63H210V61H207V59H209ZM114 59H116V60H114ZM131 59H132V61H130ZM169 59H170V61H169ZM190 59H192V60L194 59V60L192 61ZM107 60H109V61H107ZM123 60H125V62ZM175 60H177V63H176ZM187 60H188V63H185V64L183 63L182 66L180 65L181 67H183L185 69H181V67L179 66V64L181 63L180 61L187 62ZM258 60L262 61L261 62L262 64L259 63L260 61H258ZM93 61H94V63H93ZM122 61L126 65H124ZM153 61L154 62H158V64L156 63L157 65L154 66L155 63H153ZM149 62H150V64H149ZM159 63H161V64H159ZM162 63H163V65H162ZM172 63H173V65H172ZM100 64H102V63H100ZM219 64H221V65H219ZM86 65L87 66L89 65L88 66L89 68L88 67L86 68ZM168 65H171L173 67L169 66V67H171V68H169ZM215 65H217L219 67H217ZM7 66L4 65V67H1V70H0V89L1 90H5V88L7 87L6 86V82L3 80L4 79L3 78L4 75L10 74V73L11 74L12 73H16L18 70H19V72H21L22 70L23 71H30V69H27L28 67H26V66L23 69H21V68H13V67H11L9 65H7ZM214 66H215V69H217V70H215L216 72L213 71ZM151 67H153V68H151ZM157 67H159L160 69L158 68V70H157ZM202 67H204L205 70L203 68L202 69V72H201L200 70H201ZM211 67H212V69H211ZM148 69H150V70H148ZM6 70H8V71H6ZM73 70L75 72V75H74ZM155 70L157 72H159V71L160 72L156 74V73H154ZM171 70H173V71H171ZM176 70H179L178 71L179 73H177V76H174L173 77L172 74L173 73H176L177 72ZM187 70L188 71L190 70L192 72L191 75L193 77L190 75V72L188 74V71ZM199 71H200V73H197ZM7 72H9V73H7ZM193 72H195L194 75H193ZM207 72L209 73L208 75H207ZM151 73L154 74V75H151ZM211 73H212V75L210 76ZM199 74H201L204 77V81L202 80L203 77L201 75H200L201 78H198L199 77ZM173 75H175V74H173ZM164 76L166 78H164ZM205 76H206V78H208L207 81H205ZM214 76L215 77L216 76L217 77H220L222 79L220 80V78H217L216 77V80H215L214 79L215 78ZM70 78H71V80H70ZM83 78H84V80H83ZM163 78H164V80H160V79H163ZM76 79H77V81H76ZM79 79H82L84 82L82 80L81 81L83 83L81 81L79 82L78 81ZM210 79H212V80L210 81ZM1 80H3V81H1ZM85 80H87V81H85ZM217 80H219V81H217ZM162 81H164V82L162 83ZM215 81H217L218 83L221 82V81L222 82H225V83L222 84V82H221V83L218 84ZM1 82L3 83V87H2V83ZM205 82H208V83L205 84ZM62 83H64V84H62ZM216 83L218 84L217 88H214L212 86H207V87L205 86V85H210L211 84V85H213V86L216 87V85H217ZM108 84L107 85H105V84L103 85V83H100L99 84L100 88H98L100 90V92L101 91L102 92H107V94L108 95L110 94V96H117V93H118V95L123 96L126 92L129 91L125 87H122V86H119V85H114V84H111V83L108 86ZM177 84H179L180 86H176ZM224 84H225V88H224ZM110 85H114L116 87L110 86ZM162 85H164L166 88L164 86H162ZM168 85H169V87H168ZM202 85L205 86V89H202L203 91L201 90ZM190 86L193 87L194 90H190V88H186V87H190ZM197 86H198V89L200 87V89H199L200 90V93H199V90L196 91ZM208 87H209V90H208ZM210 87L212 89L214 88L213 89L214 91ZM260 88H261V91L259 89V91L257 93H259L260 94V98H262L264 100V98H263L264 97V86L262 85ZM144 89L145 88L143 87V88H140L138 90L140 91V90H144ZM168 90H170V91L172 90V91L169 92ZM139 91L137 92L138 93L137 94L138 95V99H140L142 102H144L145 101V94H141V93H139ZM192 91H196V93L195 92L192 93ZM83 92H85L86 94L88 93V94L86 95ZM100 92L98 93V96L99 95L101 96V93ZM260 92H262V94ZM1 93H0V96L1 95L2 96L0 97V105L1 104H5V100H4V96L5 95L3 94V92H1ZM113 93H115V94H113ZM174 93H175V95H173ZM38 110L40 112L39 111L36 112V113H32L31 112V113H27V114H24V112H23V114L20 113L21 116L18 113L21 112L22 110L13 109L12 112L11 111H8L10 114H12L11 116L8 114V120L10 121L9 122V125H8L10 127H8V128L13 127V129H11L9 131V133H7V136L6 135L4 136V134H2L3 135L2 136L0 134V137H1V139H0V147H2V146L4 147V148L2 147V150L3 151H1V149H0V152L1 153L3 152V154H4V155L2 154L3 157L0 155L1 156L0 157L1 158L0 159V185H1L0 186V189H2V193L0 192V196H1V198H0V211L1 212L4 211V214L3 213H0V216L2 215L0 217V246L2 245L0 247V264H2V263H4V264H75L74 261H78L77 264H80V262L82 264L83 263L84 264H92V263H94V264H97V263L98 264H143V263L144 264H173V263L174 264H180L181 261H182L181 262L182 264H185V263L188 264V262H189V264H193L194 261H195L194 264H198L199 261H201L202 264L203 263L205 264V261H207V260L211 261V259L212 260L215 259L214 261H216V260L217 261L215 263H214V261H212V262H210V264H213V263L214 264H218V263L219 264H235V263L236 264H255V263H257V264H264V261L261 259L262 257L264 258V230H263L264 229V220H261V219H259V220L246 219V220H238V221H229V222H231V223H229V222L224 221V220H213L212 218L206 217V216L203 215L204 213L202 212V210H198V211L197 210H194L193 212L189 211L188 212V216H186V214H185L186 213L185 212L186 209L183 208L184 209L183 210L182 208H180V207H178L176 205H174V206L171 207V209H172L173 212L175 210L177 211L176 212V214H177L176 216H173V217H167V216H165L166 218L165 217H158L156 215L157 206H155V204L151 200H148V198H144V196L146 197V194L144 192H142L141 194L137 195L139 197L136 198L135 197L136 194L131 189H127L126 190V191H129L130 190L129 192H126L125 191L126 193H128V195L127 194H123L125 192L122 193V197L120 196L121 194H119V195L118 194H115L116 197H115V195L112 194L110 197H107L106 196V197H104V199H100V202H98V204H96L97 202L92 197V195H94V193H95L94 190H91L90 189L91 192H89V193L82 192L83 190L81 189V186H83V185H89V186L90 185H93L94 186L95 182H91V181H95V180H94V178H88L84 174H81V173L78 174V172H80V170L82 169V166H80L81 164H80V161H79L81 159L77 160V165H75V166L59 167L52 158H48L46 156V154H44V152L41 151L42 148H40V145L42 144V142L39 141L40 140L39 139V136H37V134L35 133V130L33 132L27 130L28 131L27 132L25 128L21 129L22 126H23V124L29 122L30 119L31 118H34L35 116H39L38 121L34 122L35 126H36V124L38 125V123L39 124L40 123H44L41 118L44 117V116H47V112L46 111H43L40 108H38ZM26 112H28V110H26L25 113ZM53 113H52V116L54 117L55 112H53ZM16 114H18V116ZM13 115H15L16 117L13 116ZM3 119L4 118H0V130H4L3 127H2V125L4 126V125H7L8 124V120H3ZM12 123H13V125H12ZM14 124L17 125V126H15ZM18 128H20V130H24V129L25 130L22 133V131H19ZM36 128H38V126H36ZM231 128H232V130H235V129H237V126H235V124H232L231 125ZM57 129H59V128H57ZM256 129H260V130L262 129L261 132L264 135V130H263L264 127L261 128L260 126H258ZM54 130H56V128L54 129V127H52V126L48 128L46 126V128L44 130V134L41 136V140L43 141L44 139H46V134H47L48 131L51 132V131H54ZM18 131H19V133L16 134V132H18ZM25 131L27 133H24ZM127 136L128 135H124L122 137H127ZM4 138H6L5 139L6 141L4 140ZM118 138L120 139V136H118ZM86 139H84V140H86ZM21 140H23V141H21ZM82 140H83L82 138H80V139L77 138V141H75V142H73V141H67V142H64L63 144H60L59 147H54V149L64 148L63 150L65 152H63V153H67L66 151H68L69 149L65 150V148H68L70 145L76 144V145L79 146V149L82 150L81 152H83V155H87L88 154V156H90L92 158V161L97 160V159L99 161H104L106 158L111 157L113 155L112 153L108 154V150L105 147V144L108 141H110V140L99 139V140L94 141V140H92V138L91 139L88 138L87 141H84V140L82 141ZM90 140L93 141V142H91ZM37 141L38 142H41L40 145H39V143ZM22 142H24V143H22ZM36 142H37V144H36ZM26 143H30V146H28L29 145L28 144V145H24V147H23L22 144H26ZM5 144H6L7 147H5ZM10 145H11V147H10ZM16 145H17V149L20 147L19 148L20 150L18 151V152H20V154L18 152L15 153L14 152V148H12V147H15V151H17ZM84 146H85V148H84ZM7 149H12L13 151L12 150H8L7 151ZM11 151H12V153L10 155L9 153ZM34 151H36V152H34ZM8 154H9V156H8ZM44 158H45V160H44ZM27 160H28V163H27ZM21 161H24V162H22L23 164H21ZM10 162H11V164H10ZM19 162H20V165L23 166V167H21L18 164ZM33 162H34V165L32 164ZM36 162H39V163L37 164ZM6 164H7V166H6ZM35 164H36V166H35ZM12 165L14 166V168H13ZM10 166H11V168H9ZM2 167L5 168V169L2 170L1 169ZM54 167L59 168L62 173L64 172V175L65 176L60 177L61 179L59 178V179H55V180L54 179H50L49 177H47L45 174L48 171H52V168L54 169ZM66 167H67L68 170H65L64 169ZM72 167L73 168L76 167L77 170H75V168L73 169ZM90 168H91V166L90 167H87L86 169L89 170ZM25 169L28 172L27 171H24L23 172V170H25ZM17 170H20V171H17ZM76 171H77V173H76ZM72 172H75V173H72ZM41 173H43V174L41 175ZM14 176H16L15 177L16 179L14 178ZM5 177L8 178V179L10 178V180H8V179L4 180ZM11 177H13V178L11 179ZM33 178H35V180H33ZM42 178H43V180H41ZM23 180H24V183H22ZM67 180L70 182V184H72V186H74V187H72L67 192L68 194L66 195V196H72V199L68 197L69 200L72 201V203H74V206L77 205L76 208L73 207V210H75L76 213H77V214H74V215H69V214H67V212H65V211H68L69 212L70 207L69 206H65L64 207V205L62 206V203H61L62 200L59 201L58 200L59 199L58 197L57 198H53V197L52 198H49V200L47 201V199H48L47 197H49V195H50L49 194L50 191H49V187L48 186H50L54 182L67 183L66 182ZM25 182H28L27 185H25L26 184ZM30 183H31V185H30ZM250 183H252L253 189H254L253 192H255V193H259L260 192L259 190L261 188L260 186L261 185L262 186L264 185V181H261V180H257V181H254V182L252 181ZM20 184L21 185L24 184V185L21 186ZM14 187H15V189H14ZM5 188H6V190L3 192V189H5ZM26 189L29 190V191L31 190L29 192L30 195H28V193H26V191H27ZM34 189H36L37 191L36 190L34 191ZM80 190L82 192V195H84V196H81L80 195V193H81ZM19 191H20V193H19ZM25 193L27 195H25ZM46 193H48V194H46ZM131 193H134V194L132 195ZM11 194H13V195H11ZM21 194H22V196L24 195L23 198H22ZM43 194H44V196H43ZM129 194H131V196ZM31 195H33L32 197L35 200L34 199L29 200L30 197H31ZM80 196H81V198H80ZM142 196H143V199H142ZM28 197H29L28 202H27V199L25 201L22 200V199L28 198ZM87 197H89V198H87ZM112 197L114 199L117 198L118 201L116 199L114 200ZM134 197H135V199H133ZM43 198H44V200H43ZM45 198H47V199H45ZM79 198L81 199V201L79 200ZM120 198H121V200H120ZM125 198L127 199L126 201H125ZM60 199H62V197ZM131 199H133L132 202L130 201ZM19 200L20 201L22 200L23 203L21 201L20 202L21 204H19ZM77 200H79V201H77ZM139 200H141V201H139ZM29 201L32 204H30ZM31 201H33V202H31ZM38 201H40V202H38ZM190 201H192V205L194 206L196 204V201H199V200H196L193 197V198H190ZM12 202L13 203L15 202V204H19V205H15ZM47 202H48V205L46 204ZM89 202L91 203V205L93 204V202H96V203H94V205H92V206H94V208L93 207L91 208ZM10 204H12V205H10ZM70 204H71V202H70ZM134 204H136V205H134ZM21 205L23 207H21ZM25 205H26V208H24ZM43 205H45V206L43 207ZM88 205L90 207H87ZM18 206H20L21 208H19ZM31 206L33 207V209H32ZM39 207H40V210L39 209L36 210V208H39ZM41 207H42V210H41ZM111 207H113V208H111ZM22 208H23V210H21ZM47 208H49V209H47ZM102 208L104 210H110V208H111L112 210H117L119 212L123 211L122 212L123 213V217H122V219H120L122 221L119 222V224H118L117 222L119 220H117L116 222H115V220L112 221V219L109 216H106L105 217L103 215L104 218H103V216H101V219H103L102 221L100 220V216H97L96 214H95V216H97L96 217V220L94 218L95 216H93V217H91L92 215L90 216V214L97 213L98 209L101 210ZM129 208H130V210H129ZM59 209L61 211H59ZM81 209H83V210H81ZM88 209L89 210H92L93 209L94 211L93 210L92 211H88ZM5 210H6V212H5ZM8 210H9V212H8ZM27 210H29V211H27ZM30 210H32V212ZM57 210H58V212H57ZM85 210H87L86 212H89L90 214L85 215V214H87V213H85ZM20 211H22V212H20ZM135 212L138 213V214L136 215ZM139 212H140V214H139ZM147 212H149V213L146 214ZM60 213H62V214H60ZM131 213H132L133 216L131 215ZM80 214H84V215H80ZM5 216H6V218H5ZM59 216H61V217H59ZM65 216H67V217L65 218ZM70 216H71V219L69 218ZM193 216H195V217H193ZM74 217H77V219L76 218L74 219ZM86 217H87V219H86ZM90 217L92 218V220H91ZM185 217H187V219L189 218L190 221L189 220L186 221L187 219H185ZM130 218H131V220H130ZM31 219H32V221H31ZM199 219H200V221H199ZM23 220H25V221H23ZM84 220H86L85 222H87V221L90 220V222H92V223H89V225L87 223L84 224ZM181 220H182V222H180ZM21 221H22V223H21ZM57 221L59 223H57ZM64 221H66V222H64ZM96 221L99 222V225L100 226L97 225L98 222H96ZM100 221H101V224H103L104 226L100 224ZM132 221H134V223ZM144 221H146V222H144ZM167 221H168V223H166ZM183 221H184V223H183ZM24 222L26 223V225H25ZM82 222H83L84 226H83ZM104 222L105 223L108 222L109 225L105 224ZM203 222H204V225H203ZM215 222H217L218 225H217V223L215 224ZM257 222H260V223H257ZM18 223L20 224L19 226L22 227V228H24V229H21L18 226ZM121 223H123V225ZM205 223H206V226H205ZM92 224L94 225L93 227H92ZM113 224H114V227H113ZM126 224H128V225H126ZM247 224H248V226H247ZM95 225H97V226H95ZM82 226H83V228H82ZM221 226H223V227H221ZM71 227H74V228H71ZM225 227H227V228H225ZM228 227H230V228H228ZM255 227L258 228V229H255ZM18 228H20L21 231ZM25 228L28 229V230L26 229V231H27L26 233L22 232V230H25ZM29 228L30 229L31 228L34 229L33 230L34 232L36 230V232H37L38 235L35 233L36 236L31 237L32 236L31 234L34 233V232L32 230H30ZM87 228H89V229H87ZM38 229H39V231H38ZM155 229H158V230H155ZM29 230L32 231V233L31 232L29 233ZM44 230H45V233L44 232L42 233L41 231H44ZM260 230H263V231H260ZM245 231H247V232H245ZM231 233L232 234L234 233L233 234L234 236ZM25 234H26V236H28V238L31 237V238H33L32 240L35 239V241L34 242L31 241V239H30V242L27 241L28 238L25 237ZM22 235H23V237H22ZM150 235H151V237H149ZM205 235H207V237H204ZM37 236L39 237L40 240L37 239V238H35ZM258 236H259V238H258ZM110 237L119 239L118 244L117 245H114L113 247H109L108 245L103 246L102 244L105 243L107 241V239L110 238ZM235 237H237V238H235ZM21 238H22V240H19ZM57 238H58V241L60 240L58 242V244H56V241H57L56 239ZM151 238H153V241L151 240ZM25 239H26V242H28V243L24 242ZM90 239H92L93 241L90 240ZM242 239H244V240H242ZM250 239H252V240H250ZM52 240H54V241H52ZM103 240H106V241L104 242ZM179 240H181L182 242L179 241ZM14 241H16V242H14ZM81 241H82V243H81ZM163 241L165 242V244H164ZM253 241H255V242H253ZM12 242H14V243H12ZM22 242H23V244H22ZM36 242H37V246H35L36 245ZM53 242H54V244H53ZM83 242H85V243H83ZM231 242H232V244H231ZM93 243H95V244H93ZM99 243H101L100 245L102 247L99 245ZM186 243H187V245H186ZM30 244L31 245L33 244L32 247L35 246L34 248L37 250L36 252L34 251L35 249H33L31 247ZM38 244H40V245H38ZM119 244H120V246H119ZM29 245H30V247H29ZM94 245H96L98 247H96ZM144 245H146V246H144ZM165 245H166V247H165ZM201 245H203V246H201ZM217 245H219L218 248H217ZM248 245L251 246V247H249ZM48 246L50 247L49 248L50 250H48ZM53 246H54V248H53ZM143 246L146 247V248H144ZM214 246H215V248H214ZM225 246H227V247H225ZM37 247H39V249H37ZM43 247H44V251H46V252L49 251V252L45 253L43 250L40 251V249H42ZM45 247H46V250H45ZM147 247H148L149 250L147 249ZM194 247H195L196 250H194ZM200 247H201V249H200ZM219 247H221V248L219 249ZM51 248H53V249H51ZM64 248H66L67 251ZM95 248H97L98 251ZM140 248H141V250H140ZM212 248H214V249H212ZM226 248L230 249V251L227 250ZM24 249L26 250V252L24 251ZM31 249H33L34 253L31 252ZM105 249H107V250H105ZM241 249H242V251H241ZM90 250L92 252H90ZM199 250L201 251L200 252L201 255H199L200 254L199 253ZM244 250H245V252H244ZM258 250H259V252H258ZM141 251H143V252H141ZM159 251H160V253H159ZM161 251H162V253H161ZM42 252H44L45 254L44 253L41 254ZM65 252H67V253H65ZM203 252L205 253V255H204ZM239 252H242V253H239ZM82 253H83L84 256L82 255ZM152 253H154V254H152ZM156 253H158V254L156 255ZM229 253H230V255H228ZM232 254H234L235 257ZM256 254H258V255L256 256ZM124 255H125V257H124ZM194 255H196V257H194ZM252 255H255V256H252ZM59 256H61V257H59ZM62 256H64V257L62 258ZM230 256L233 257V258H231ZM58 257L61 258L62 260L59 259ZM147 257H149V258H147ZM164 257H165V259H164ZM243 257H245V258H243ZM250 257L251 258L253 257V258L251 259ZM52 258H54V259H52ZM95 258H96V260H95ZM223 258L224 259H227V261L226 260H223ZM58 259L61 260V261H58ZM196 259H198V260H196ZM255 259H256V262H255ZM35 260H36V262H35ZM108 260H110V261L107 262ZM41 261H42V263H41ZM63 261H64V263H63ZM66 261H67V263H66ZM95 261H96V263H95ZM218 261H220V262H218ZM223 261L225 263H223ZM207 264H209V262H207Z\"/></svg>",
	"mask_w": 264,
	"mask_h": 264
}]
</instances>
